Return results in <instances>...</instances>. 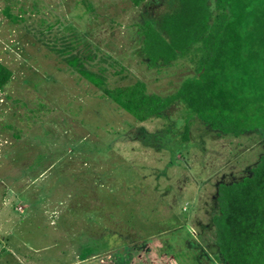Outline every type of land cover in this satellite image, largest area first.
Returning <instances> with one entry per match:
<instances>
[{
  "label": "rangeland",
  "instance_id": "obj_1",
  "mask_svg": "<svg viewBox=\"0 0 264 264\" xmlns=\"http://www.w3.org/2000/svg\"><path fill=\"white\" fill-rule=\"evenodd\" d=\"M12 3L15 13L22 8L17 22L2 11ZM165 10L163 0H0V59L13 71L0 92V264H52L61 253V264H111L105 254L120 248L121 234L135 246L156 238L160 253L171 250L164 240L186 245L198 233L194 223L206 224L215 211L217 182L239 179L264 151L253 133L218 136L199 121L190 124L192 144L174 145L180 118L177 132L148 147L132 129L154 134L166 121L131 128L132 117L50 45L73 37L65 23L75 20L89 43L80 53L92 45L105 56L106 83L142 80L148 92L169 94L187 71L157 74L132 54L129 37L143 13ZM77 12L85 16L76 20ZM165 114L178 116L174 108ZM143 256L136 263L148 261Z\"/></svg>",
  "mask_w": 264,
  "mask_h": 264
},
{
  "label": "trees",
  "instance_id": "obj_2",
  "mask_svg": "<svg viewBox=\"0 0 264 264\" xmlns=\"http://www.w3.org/2000/svg\"><path fill=\"white\" fill-rule=\"evenodd\" d=\"M143 1L133 0V4L137 6ZM163 1L165 12L143 13L129 37L135 43L132 54L157 74L166 73L171 67L175 69L173 73L187 71L169 94L148 92L142 80L115 86L106 83L108 69L102 64L105 56L93 52L92 45L86 55L80 53L79 48L89 43L77 33L75 20L65 23L71 33L76 29L73 37L62 39L60 44H49L59 52L61 61L103 89L101 97L109 98L132 117L125 120L131 128L154 117L166 121L154 134L140 126L132 129L133 135L148 147L159 148L160 141H154L156 137L177 132V118L182 125L174 145L193 143L192 121L201 122L218 136L241 137L253 133L264 144V0ZM146 2L155 4L157 0ZM12 4L5 5L2 11L11 22H17L21 20L18 17H22V8L15 13L12 11L15 3ZM82 16L85 14L77 12L76 20ZM33 36L37 42H43L41 34L36 32ZM60 45L64 50L56 49ZM12 77L13 71L0 59V92ZM173 108L178 116L170 119L165 113ZM244 171L239 179L217 182L215 211L206 224L194 223L198 233L192 242L182 245L180 238L173 239L174 243L164 240L171 250L160 253L151 245L156 238L144 239L137 247L131 237L121 234L120 248H113L105 255L111 256V264L119 261L132 264L133 259L138 264L135 258L139 253L148 259L143 264H264V151ZM174 246L181 250L174 253ZM102 260V263L106 261Z\"/></svg>",
  "mask_w": 264,
  "mask_h": 264
},
{
  "label": "crops",
  "instance_id": "obj_3",
  "mask_svg": "<svg viewBox=\"0 0 264 264\" xmlns=\"http://www.w3.org/2000/svg\"><path fill=\"white\" fill-rule=\"evenodd\" d=\"M12 242V241H11ZM7 243V242H6ZM10 252V251H9ZM52 264H61L63 262V255L61 254L59 257L53 256L50 260Z\"/></svg>",
  "mask_w": 264,
  "mask_h": 264
}]
</instances>
